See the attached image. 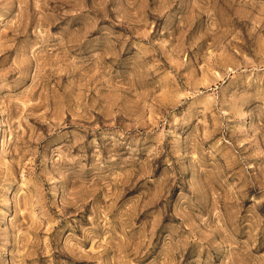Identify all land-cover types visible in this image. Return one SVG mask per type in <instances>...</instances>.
<instances>
[{
  "label": "rangeland",
  "instance_id": "rangeland-1",
  "mask_svg": "<svg viewBox=\"0 0 264 264\" xmlns=\"http://www.w3.org/2000/svg\"><path fill=\"white\" fill-rule=\"evenodd\" d=\"M0 264H264V0H0Z\"/></svg>",
  "mask_w": 264,
  "mask_h": 264
}]
</instances>
